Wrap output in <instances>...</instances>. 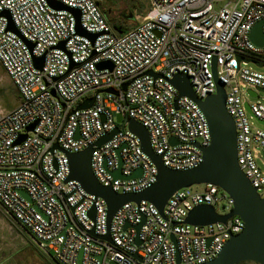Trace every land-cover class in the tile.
Segmentation results:
<instances>
[{
    "label": "built area",
    "instance_id": "built-area-1",
    "mask_svg": "<svg viewBox=\"0 0 264 264\" xmlns=\"http://www.w3.org/2000/svg\"><path fill=\"white\" fill-rule=\"evenodd\" d=\"M53 1L77 9L80 27L96 34L94 41L76 33L70 12L51 8L47 0H0V66L19 95L14 108H0V208L40 250L52 252L56 264L212 261L243 230V221L236 215L205 226L184 220L198 205L228 215L233 202L222 189L211 184L180 189L162 213L147 201L125 203L107 227L105 202L67 181L66 154L81 152L117 129L91 154L94 178L118 194L149 188L157 168L128 131L132 119L146 129L150 148L164 167L194 168L210 144L208 123L194 101L178 96L170 80L185 75L200 100L215 94L219 82L235 127L237 164L264 197V104L246 100L249 90L254 97L264 92V74L242 68L264 65V46L249 39L258 21L264 36V0H149L146 14L123 35L112 31L98 0ZM5 11L15 32L1 15ZM34 58L43 59L40 69ZM104 61L112 69L96 67ZM90 98L89 108L76 110ZM247 114L263 128L252 127ZM118 169L122 176L137 169L141 174L116 179L112 173ZM107 232L110 241L100 238Z\"/></svg>",
    "mask_w": 264,
    "mask_h": 264
},
{
    "label": "water",
    "instance_id": "water-1",
    "mask_svg": "<svg viewBox=\"0 0 264 264\" xmlns=\"http://www.w3.org/2000/svg\"><path fill=\"white\" fill-rule=\"evenodd\" d=\"M48 5L56 10L70 12L76 20V33L94 41L96 34L87 33L79 25V11L63 5L60 2L47 0ZM1 15L5 16L8 21V29L15 32L10 22L9 15L5 11ZM133 18V16H131ZM262 21H258L252 28L249 39L257 47L264 46V36L262 34ZM43 63L42 58H34L33 64L40 69ZM98 69H112L108 61L100 62L96 65ZM213 74L215 75V63L212 65ZM147 74L158 77L148 71ZM170 83L178 92V96H185L194 101L204 114L209 128L210 144L202 149V162L188 170H171L162 165L160 156L154 154L149 145V138L146 129L136 121L129 119L127 129L137 136L140 141L142 151L152 160L157 168L156 181L149 188L138 193L118 194L113 192L109 187L100 185L94 178L90 168V157L94 149L99 148L106 143L116 132L114 129L111 133L99 138L93 145L87 147L78 153H68L69 175L68 180L79 183L82 189L95 197L101 198L106 205L107 227L115 212L125 203L147 201L151 203L159 213L166 201L178 190L202 184H211L222 189L232 200L233 208L228 215L222 216L216 213L215 209L208 205L195 206L187 214L184 223L195 226H205L217 222H225L232 215L240 217L244 223L243 230L231 236L224 244L221 252L212 261L203 264H239L243 262H253L264 264V197H260L256 189L251 186L236 161V138L235 127L231 116L225 109V91L222 85L216 83V93L205 97L203 100L197 98L194 94L188 78L185 75L177 74ZM126 85L122 86L125 90ZM263 92V90H260ZM106 92L117 94L112 89ZM251 96L255 93L248 91ZM93 103V98L85 100L76 107V110L87 109ZM245 107H247L245 105ZM262 123V122H261ZM264 125V123H262ZM33 126L27 130L32 129ZM25 135L20 137L23 140ZM19 142V141H18ZM170 143H175L174 138L169 139ZM121 161H119V166ZM141 174L140 169L134 170L129 176H122L119 169L112 173L116 179H131ZM264 189V186L262 187ZM20 195L30 202L28 196L19 191ZM94 210L91 209L89 216L93 219ZM143 222V219H142ZM142 222L134 227L136 232L139 231ZM128 225L124 226L126 229ZM91 234L94 236L93 232ZM101 239L110 241L108 232L100 236ZM135 244L139 241L135 239ZM80 253L78 256L79 262ZM136 257V256H135ZM139 260V259H138ZM178 262V256H177Z\"/></svg>",
    "mask_w": 264,
    "mask_h": 264
},
{
    "label": "rangeland",
    "instance_id": "rangeland-1",
    "mask_svg": "<svg viewBox=\"0 0 264 264\" xmlns=\"http://www.w3.org/2000/svg\"><path fill=\"white\" fill-rule=\"evenodd\" d=\"M98 1H100L101 6L106 11V15H110L109 25L117 35H123L135 28L150 6L149 0ZM219 7L220 4H216L215 8L218 9ZM129 11L132 12L133 18L127 20ZM242 68L264 74V65L258 67L253 63H248ZM246 100L264 104V92L260 91L257 97H251L246 94ZM16 104L17 95L14 87L0 66V108L10 110ZM247 118L252 127L256 129L263 128V125L257 120L250 118V114H247ZM115 120L119 122L120 116H117ZM261 169L264 171V167H261ZM194 188L199 189L200 186H195ZM13 223L12 218L0 208V264H56L52 259V252L40 250L31 237L22 231L20 232ZM239 264L256 263L243 262Z\"/></svg>",
    "mask_w": 264,
    "mask_h": 264
},
{
    "label": "trees",
    "instance_id": "trees-1",
    "mask_svg": "<svg viewBox=\"0 0 264 264\" xmlns=\"http://www.w3.org/2000/svg\"><path fill=\"white\" fill-rule=\"evenodd\" d=\"M98 5H99V8H100V10H101V12H102V14H103V16L105 17V19L107 20V22L109 23V21H110V15H106V11L104 10V8L101 6V3H100V1H98ZM129 16V18H127V20L128 19H132L131 18V16H133V14H132V12L131 11H129V14H128ZM14 90H15V92H16V95H17V102H18V100H19V95H18V93H17V91H16V89L14 88Z\"/></svg>",
    "mask_w": 264,
    "mask_h": 264
},
{
    "label": "crops",
    "instance_id": "crops-1",
    "mask_svg": "<svg viewBox=\"0 0 264 264\" xmlns=\"http://www.w3.org/2000/svg\"><path fill=\"white\" fill-rule=\"evenodd\" d=\"M15 223V224H14ZM14 223H13V225L15 226V227H17V229L21 232H24V233H26L15 221H14ZM27 234V233H26Z\"/></svg>",
    "mask_w": 264,
    "mask_h": 264
}]
</instances>
